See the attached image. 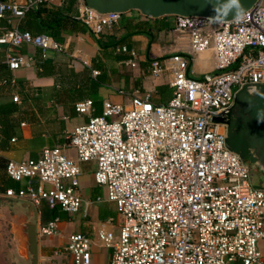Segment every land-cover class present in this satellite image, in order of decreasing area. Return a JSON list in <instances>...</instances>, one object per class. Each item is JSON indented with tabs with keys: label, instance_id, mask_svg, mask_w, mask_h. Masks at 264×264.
I'll list each match as a JSON object with an SVG mask.
<instances>
[{
	"label": "built area",
	"instance_id": "obj_1",
	"mask_svg": "<svg viewBox=\"0 0 264 264\" xmlns=\"http://www.w3.org/2000/svg\"><path fill=\"white\" fill-rule=\"evenodd\" d=\"M52 1L0 0V19L9 24L0 29L9 70L30 64V56L13 52L20 44L38 48L42 58L47 50L63 51L50 36L17 27L26 11ZM80 2L77 18L93 35L119 20V12L100 13ZM172 16L190 53L210 50L212 71L195 79L185 75L186 59L179 54L151 60L152 76L170 73L171 95L164 104H153L148 92L137 89L126 104L103 102L99 114L70 130L62 148L7 160V177L36 184L6 188L3 195L74 213L91 204L77 190L80 164L92 162L94 184L104 188L120 216L116 239L104 225L108 220L96 229L97 240L111 248L106 264H264V250L257 249L264 237V190L252 185L248 164L226 146L225 125L211 119L229 107L242 85L264 82V0H255L239 20ZM97 73L90 69L92 76ZM90 105L83 99L74 109L84 113ZM56 233L55 217L37 227L38 235ZM64 249L69 264H91L86 235L68 234Z\"/></svg>",
	"mask_w": 264,
	"mask_h": 264
},
{
	"label": "crops",
	"instance_id": "obj_2",
	"mask_svg": "<svg viewBox=\"0 0 264 264\" xmlns=\"http://www.w3.org/2000/svg\"><path fill=\"white\" fill-rule=\"evenodd\" d=\"M80 6V0H53L28 11L18 21L19 29L48 35L62 44L63 51L47 50L42 58L38 48L20 44L13 52L30 56V64L9 70L3 60L6 46L0 44V229L5 224L0 231V261L3 264L14 263L11 243L20 236V222L24 219L21 217L28 211L21 200L6 198L3 192L6 188L16 190L36 184L35 179L14 181L7 177L4 173L7 160L35 158L44 147L62 148L70 130L85 123L90 115L99 114L103 102L126 104L135 89L139 94L148 92L153 104H164L171 95V77L167 69L152 76L149 63L153 59L163 61L179 54L186 59L185 75L195 79L213 69L210 50L190 53L186 34L173 29L172 15L149 17L134 9L127 10L120 14L116 24L93 35L87 27L71 20L80 14ZM6 27H9L6 19H0V29ZM91 68L98 71L95 76L90 74ZM13 96L17 97L16 101ZM83 99L91 101L90 110L76 112L74 104ZM63 151L74 157L71 148ZM93 167L92 162L81 163L78 176V194L91 200L87 208L69 213L57 206H33L36 227L57 218L56 234H36L37 264H69L71 258L64 245L66 236L72 232L89 238L91 264L109 261L111 248L99 242L95 233L108 220L104 225L116 239L120 216L113 202L104 198V188L94 184ZM97 196L101 199L94 201Z\"/></svg>",
	"mask_w": 264,
	"mask_h": 264
},
{
	"label": "water",
	"instance_id": "obj_3",
	"mask_svg": "<svg viewBox=\"0 0 264 264\" xmlns=\"http://www.w3.org/2000/svg\"><path fill=\"white\" fill-rule=\"evenodd\" d=\"M254 1L240 0L242 12ZM84 4L100 13L134 9L149 17L195 15L226 20L236 15L231 0H84ZM211 119L225 125L226 146L243 158L249 170L255 171L264 184V82L242 85L233 94L229 107ZM21 202L28 211L21 217L24 219L20 222V236L13 239L10 253L16 264H37L36 213H32L33 206L29 202Z\"/></svg>",
	"mask_w": 264,
	"mask_h": 264
},
{
	"label": "clouds",
	"instance_id": "obj_4",
	"mask_svg": "<svg viewBox=\"0 0 264 264\" xmlns=\"http://www.w3.org/2000/svg\"><path fill=\"white\" fill-rule=\"evenodd\" d=\"M231 3L233 5H235V7H236L235 19L239 20L241 12H242V7H241V4H240V0H231ZM210 20H212V22L219 23L218 21H215L214 18H212V17L210 18Z\"/></svg>",
	"mask_w": 264,
	"mask_h": 264
},
{
	"label": "flooded vegetation",
	"instance_id": "obj_5",
	"mask_svg": "<svg viewBox=\"0 0 264 264\" xmlns=\"http://www.w3.org/2000/svg\"><path fill=\"white\" fill-rule=\"evenodd\" d=\"M249 174H250V178L254 186L260 187L264 190V184L260 182V179L258 178V175L256 174V172L250 171Z\"/></svg>",
	"mask_w": 264,
	"mask_h": 264
},
{
	"label": "rangeland",
	"instance_id": "obj_6",
	"mask_svg": "<svg viewBox=\"0 0 264 264\" xmlns=\"http://www.w3.org/2000/svg\"><path fill=\"white\" fill-rule=\"evenodd\" d=\"M95 190L97 191H99V188L98 189H96L95 188ZM3 226V227H2ZM2 226H1V229H3V228H5V224H2ZM1 229H0V231H1ZM257 249L259 250V251H263L264 250V237L262 238V239H260L258 242H257ZM8 253V252H7ZM4 255H5V253H4ZM0 264H3V262L2 261H0ZM4 264H6V263H4ZM8 264V263H7ZM13 264H16V263H13Z\"/></svg>",
	"mask_w": 264,
	"mask_h": 264
},
{
	"label": "trees",
	"instance_id": "obj_7",
	"mask_svg": "<svg viewBox=\"0 0 264 264\" xmlns=\"http://www.w3.org/2000/svg\"><path fill=\"white\" fill-rule=\"evenodd\" d=\"M85 5V4H84ZM32 10V9H31ZM38 10V9H37ZM37 10H35V11H37ZM28 11H30V10H28ZM28 11H26L25 13H27ZM24 13V14H25ZM60 17H64L63 15H61ZM71 20L72 21H74L75 23H77L79 26H85V27H87L86 26V24H84L82 21H80V19H78V18H76V19H73V18H71ZM88 28V27H87ZM89 30V29H88ZM29 32V31H28ZM31 34H39V33H31ZM264 228V227H263Z\"/></svg>",
	"mask_w": 264,
	"mask_h": 264
}]
</instances>
